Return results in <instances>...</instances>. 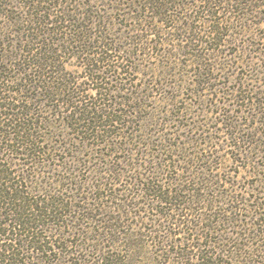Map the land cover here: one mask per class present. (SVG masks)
I'll return each instance as SVG.
<instances>
[{
	"label": "trees",
	"instance_id": "trees-1",
	"mask_svg": "<svg viewBox=\"0 0 264 264\" xmlns=\"http://www.w3.org/2000/svg\"><path fill=\"white\" fill-rule=\"evenodd\" d=\"M0 264H264V0H0Z\"/></svg>",
	"mask_w": 264,
	"mask_h": 264
}]
</instances>
